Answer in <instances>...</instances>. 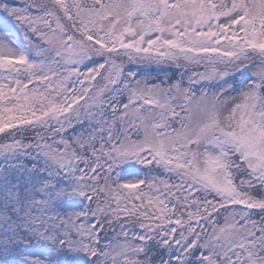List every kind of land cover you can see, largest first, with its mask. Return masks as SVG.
I'll return each mask as SVG.
<instances>
[{
    "label": "snow or ice",
    "instance_id": "1",
    "mask_svg": "<svg viewBox=\"0 0 264 264\" xmlns=\"http://www.w3.org/2000/svg\"><path fill=\"white\" fill-rule=\"evenodd\" d=\"M0 264H264V0H0Z\"/></svg>",
    "mask_w": 264,
    "mask_h": 264
}]
</instances>
